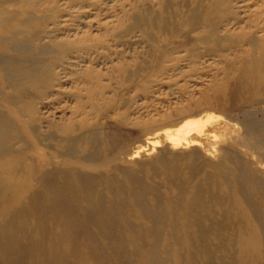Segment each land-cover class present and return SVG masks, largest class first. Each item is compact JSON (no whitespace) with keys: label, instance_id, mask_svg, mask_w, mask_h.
I'll return each instance as SVG.
<instances>
[{"label":"bare ground","instance_id":"obj_1","mask_svg":"<svg viewBox=\"0 0 264 264\" xmlns=\"http://www.w3.org/2000/svg\"><path fill=\"white\" fill-rule=\"evenodd\" d=\"M249 2L117 0L124 19H100L95 32L94 19H83L88 0H0V264H264V208L253 200L264 190L243 185L253 154L264 163V0ZM133 31L152 44L153 60L133 74L120 61L135 76L122 98L95 64L113 50L111 35L119 44ZM177 52L187 70L181 55L164 64ZM164 69L195 87L178 88L182 105L144 113L149 104L138 97L160 80L151 70ZM212 110L235 115L240 134L219 142L206 129L211 114L200 116ZM238 145L251 156L240 158ZM156 147L150 170L175 197L159 194L143 167L124 164ZM138 237L152 241L129 251ZM106 252L113 259L101 263Z\"/></svg>","mask_w":264,"mask_h":264},{"label":"rangeland","instance_id":"obj_2","mask_svg":"<svg viewBox=\"0 0 264 264\" xmlns=\"http://www.w3.org/2000/svg\"><path fill=\"white\" fill-rule=\"evenodd\" d=\"M67 0H60V3H63ZM136 0H128L129 3H134ZM143 1V0H142ZM89 3L94 4L92 6H88L89 12L88 13H84L83 11H85V9L82 11L84 14V16L82 15V17H84L83 19L86 21L88 20H93L94 19V23L95 26H93L92 30H95V32H99L97 26L99 27V20L103 19V20H108L111 21L113 19H116L119 17L121 19L122 18V14L123 11H121L119 9V5H116L117 0H88ZM139 2V1H138ZM155 3V2H154ZM250 4H254L257 6V8L259 7L258 3H263V0H250L249 2ZM111 6H113V8L111 9ZM132 6V5H131ZM130 5L126 7V9H129L131 7ZM101 7H104L103 11H100ZM155 7H158V4L155 5ZM63 14L65 13L64 11L62 12ZM88 14V15H87ZM99 14V15H98ZM98 15V16H97ZM110 16L107 17L106 16ZM65 16H61L60 18H65ZM82 17L78 18V21L81 23L82 22ZM101 21V20H100ZM112 24L116 21H111ZM127 23V21H126ZM123 28V27H122ZM122 28H118L117 31H121ZM85 29V28H84ZM102 31V30H100ZM63 35V34H62ZM113 39V40H112ZM109 44L112 45L113 50L111 51V53L109 54V57H99L96 61V69L101 68L104 72L107 73V75L105 76V78L103 80H108L111 83L112 89H116L120 92L121 97H128L130 96V94L133 92L130 91V87L127 85V83L124 82V80H133V75L128 76V72H122L121 70H119V68L117 67V65L120 63V61H124L126 62L128 69L131 71V73L133 74V71L135 70V64L137 63H143L146 64V60H153L152 56L150 55L151 53L149 51H151L150 49L153 47L152 44H150L147 40H143L142 41V36L140 35V32L138 31H133L131 33H126L123 38L121 39V41H119V44H117L116 38L112 37V35L109 37ZM117 51L119 52H123L121 54H117ZM179 55H181L179 57V59L181 60V62L179 63V66L183 67V69L187 70V63L188 60L184 59L183 55H185V52H181V53H174L173 57H169L168 59L166 58V62L164 63L165 65H171L172 66V58H176ZM152 75L151 77H153V79L156 78H160V80H150L149 83H147V88L145 91H141V95L138 97L139 98V103H143L145 102L146 104H149V108L148 109H143L144 113H147L149 111V109H151L154 112V108H158L161 113H166L167 111L170 110L171 107H173V105H182L185 102V97L186 95L183 96V93L181 91L177 92L179 87L186 85V89H193L195 86H192L191 83H187L185 80L188 77H178V81H174L171 80V76L173 73H176L177 71H174L172 69H164V71L158 72L157 70H151ZM143 73V72H142ZM147 73V72H144ZM138 77H142V75H139ZM174 77V79L176 80V76H172ZM68 80L69 85L73 83L74 77L69 76ZM191 80H200L199 78H193L191 77ZM142 82V80H139ZM202 83L204 84L206 80H202ZM204 81V82H203ZM201 83V84H202ZM185 89V90H186ZM198 89V88H197ZM184 91V90H183ZM185 92V91H184ZM179 96H182L179 98ZM68 104L72 105L73 101L71 99V102L69 101ZM209 112V113H207ZM206 114H211L210 116H212V121L209 122L206 125V129L210 132V133H216L218 135V140L220 139L219 142H221L222 139L227 138L228 136H231L229 134H240L239 130V126L233 125L232 122H230L229 119H231L230 117H235V115L233 114H228L225 113L223 111H218V110H212V111H206L200 114V116L202 115H206ZM220 115L219 117L217 115ZM59 115H62V113L60 112ZM214 115V116H213ZM195 117V116H194ZM257 117L258 118H262L263 117V113H257ZM191 118V117H190ZM216 120H215V119ZM214 120V121H213ZM219 120V121H217ZM221 132V133H220ZM228 133V134H227ZM227 134V135H226ZM264 135V134H262ZM217 139L215 140H211L208 145H210L211 147L215 144H213ZM160 148V147H159ZM159 148H155L153 149H149L146 150L145 152L141 153L140 156L136 157V158H129L128 161L124 162V164H127L128 166L135 168V169H139L142 168L144 169L143 174H145V178L149 181H152L154 183H157L158 189L157 192L159 194H164V193H170L172 196L175 197L176 194H178V190L176 188L173 187H169L168 189L163 186V182H164V177L163 175L160 174H156L153 173L150 170V166L149 163L151 160L154 159V157L159 156ZM157 149V150H156ZM234 151H236L241 157L240 158H249L251 155H249L250 151L247 150V148L238 145L234 147ZM255 160L254 163L251 162L248 164V168L252 170V173H247L245 175L244 180V186L247 189L253 190L254 192H258L260 193L262 188L264 190V183H262L261 181L254 186L251 182L250 179L253 178L254 174H260V175H264V163H261L258 161V156L256 154H253ZM215 159V158H214ZM198 161V160H196ZM199 162V161H198ZM200 164V163H199ZM252 166L255 167V169L252 168ZM211 169L208 166H205L203 169V173L202 174H197L196 176L198 177H203V175L206 174V172H209ZM221 179V177L219 176V180ZM165 183V182H164ZM252 187V188H251ZM145 202L146 203H150V204H154L155 203V199L151 194H147L145 196ZM254 201H257L260 204V207L264 208V200L262 198H260L259 196L255 195L253 197ZM217 207V206H216ZM73 209L76 210H81L82 206L81 205H76L74 207H72ZM218 213H220V209L217 208ZM229 213V210H228ZM219 218V217H218ZM2 222H5L6 219H2L0 218ZM136 221V219H133V222ZM51 226V222L49 223ZM239 226H236V223H233L232 226L225 230V233L229 234L230 231L233 230H237ZM60 228L59 227H54L51 229V235H55L57 233V231H59ZM135 232H131L128 235H134ZM227 234H223V236L227 237ZM88 235L90 236V233H88ZM137 235V233H136ZM97 237L95 239L99 240L100 236L97 234ZM139 240H136V243L134 245H128V249L129 251H139V248H141V246L144 245V243H151L152 239L150 237H146L145 241H142L140 239V237H138ZM48 241V240H47ZM172 243L173 246L176 247L175 241L172 239ZM133 248V249H132ZM131 249V250H130ZM235 249H232V251ZM182 252H184V249L181 250ZM225 253L227 254L226 256V260H229L228 258V253L227 251H225ZM111 258V259H110ZM113 257H111V254L107 253L102 257L99 258V261L101 263H106L107 260H111L112 261ZM80 261H78L77 264H88V260L87 262L85 260H81V258H79ZM114 261V260H113ZM115 262H118L120 264H134L131 263V261H127L124 259H119L117 260L115 258ZM91 264H95L90 262ZM14 264H18V263H14ZM57 264H60L59 262ZM100 264V263H98Z\"/></svg>","mask_w":264,"mask_h":264}]
</instances>
